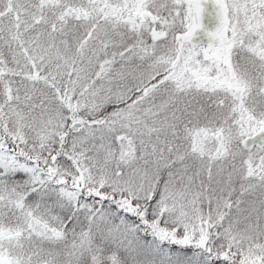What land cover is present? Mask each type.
I'll return each instance as SVG.
<instances>
[{
	"label": "snow or ice",
	"instance_id": "snow-or-ice-1",
	"mask_svg": "<svg viewBox=\"0 0 264 264\" xmlns=\"http://www.w3.org/2000/svg\"><path fill=\"white\" fill-rule=\"evenodd\" d=\"M0 264H264V0H0Z\"/></svg>",
	"mask_w": 264,
	"mask_h": 264
}]
</instances>
